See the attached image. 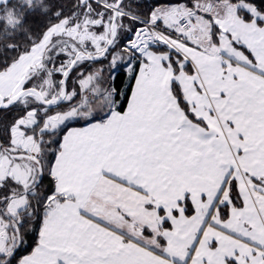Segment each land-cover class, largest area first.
<instances>
[{
  "label": "snow or ice",
  "instance_id": "6c2138e0",
  "mask_svg": "<svg viewBox=\"0 0 264 264\" xmlns=\"http://www.w3.org/2000/svg\"><path fill=\"white\" fill-rule=\"evenodd\" d=\"M0 264H264V0H0Z\"/></svg>",
  "mask_w": 264,
  "mask_h": 264
}]
</instances>
